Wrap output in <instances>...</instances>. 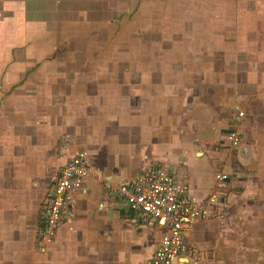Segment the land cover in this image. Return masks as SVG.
I'll return each instance as SVG.
<instances>
[{
  "label": "crops",
  "instance_id": "0c3cea01",
  "mask_svg": "<svg viewBox=\"0 0 264 264\" xmlns=\"http://www.w3.org/2000/svg\"><path fill=\"white\" fill-rule=\"evenodd\" d=\"M130 4L0 0V264H145L166 228L114 187L153 166L193 202L228 175L176 264H264V0H221L191 29L126 16L117 45ZM77 153L90 172L45 240L49 193Z\"/></svg>",
  "mask_w": 264,
  "mask_h": 264
},
{
  "label": "built area",
  "instance_id": "2783aa9c",
  "mask_svg": "<svg viewBox=\"0 0 264 264\" xmlns=\"http://www.w3.org/2000/svg\"><path fill=\"white\" fill-rule=\"evenodd\" d=\"M223 135L230 145L240 143L241 137L235 130H227ZM89 172L85 153L71 156L60 167L43 216L45 240L52 239L59 224L74 215L70 202ZM227 179L226 172H216L214 187L207 199L197 202L188 200L185 184L161 166L144 169L131 180L122 181L114 187L117 196L128 204L130 210L142 213L158 226L166 228L145 264H176L180 256L187 252V230L197 219L209 217L210 207L218 205ZM189 264H197L191 255Z\"/></svg>",
  "mask_w": 264,
  "mask_h": 264
},
{
  "label": "rangeland",
  "instance_id": "374dc122",
  "mask_svg": "<svg viewBox=\"0 0 264 264\" xmlns=\"http://www.w3.org/2000/svg\"><path fill=\"white\" fill-rule=\"evenodd\" d=\"M127 1H130V0H127ZM220 1L221 0H131L132 2V4H130L131 6H126V7L117 6L116 7V11L121 10L120 14L116 12L117 21L121 20V18L122 20L116 24L118 25V28H119V29L117 28V30H121V32L119 33L117 39L115 40V44L123 45V42H124L123 32L124 31L127 33L131 32L130 27H129L130 24L128 22L127 17H129V19L130 17L133 19L132 27L134 26L138 30H140L141 26H144L146 28H152V27L155 28L157 26H160L162 22L166 20L165 17L167 16L183 17V19L181 20L179 19L180 22L182 21L181 23L182 26L185 25L186 27L191 29V27H194L193 25L196 23V21H198L197 19L200 17L201 18L203 17L205 11L213 9L218 12ZM222 1H224V4H226V1L230 2L231 0H222ZM121 15L125 17L127 16V17L123 19ZM119 17L121 18L119 19ZM156 21L158 22L154 25ZM169 22H170V19H169ZM171 25L172 24L170 22L169 26ZM173 25L175 26V22ZM197 25L198 27L196 28L198 29L199 26H202L203 24L197 23ZM132 27L131 29H133ZM108 29L109 28H105L103 30L101 28L100 34L103 35L105 31H108ZM139 32H138V35L133 38V40H138ZM111 41H114V40H111ZM121 61L124 62L123 60ZM49 240H51V238Z\"/></svg>",
  "mask_w": 264,
  "mask_h": 264
},
{
  "label": "water",
  "instance_id": "95a60500",
  "mask_svg": "<svg viewBox=\"0 0 264 264\" xmlns=\"http://www.w3.org/2000/svg\"><path fill=\"white\" fill-rule=\"evenodd\" d=\"M188 262H189V260H188Z\"/></svg>",
  "mask_w": 264,
  "mask_h": 264
}]
</instances>
